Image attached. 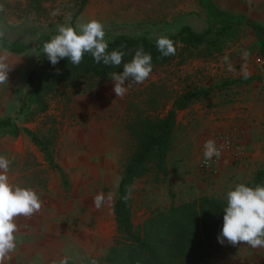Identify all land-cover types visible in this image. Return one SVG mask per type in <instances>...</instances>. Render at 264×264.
Segmentation results:
<instances>
[{
  "label": "rangeland",
  "instance_id": "obj_1",
  "mask_svg": "<svg viewBox=\"0 0 264 264\" xmlns=\"http://www.w3.org/2000/svg\"><path fill=\"white\" fill-rule=\"evenodd\" d=\"M190 4L197 5L200 12L190 14L187 10ZM261 6L264 7V0H0V38L9 45L27 48L20 55L11 53L8 59L11 71L8 82L0 84V117L11 116L22 130H29V135H22L40 143L51 157L55 154L68 157L67 148L74 144L82 149L122 142L125 147L122 154L118 151V157L122 155L119 172L123 173L139 149L144 126L164 121L174 110L175 123L163 160L153 154L147 162L148 172L133 187L134 227H141L153 214L202 198L226 204L229 190L238 184H251L264 169L250 180L237 169L240 161H227L230 170L223 172L222 168L214 180H201L195 175L201 158L198 162V149L193 148L195 140L192 141L198 130L196 119L183 117L186 123L182 121L178 129L176 119L178 112L196 105L212 108L225 99L229 90L238 88L237 63L243 51L251 54L246 62L243 60L248 71L260 70L264 75V8ZM93 19L103 25L106 42L120 37L156 40L160 36H178L176 53L168 57L151 54L153 70L149 78L142 84L132 83L123 98L115 96L114 82L109 78H99L93 84L80 79L76 87L63 88L68 81L59 79L57 72L51 77L49 72H44L46 84L61 81L54 92L44 93L43 97L28 94L27 77L42 59L36 48L38 43L46 36L58 34L60 25L78 31V25ZM185 26L195 33L206 30L209 33L202 42L194 43L187 36H179ZM240 33H244L245 43L238 38ZM113 50L120 49L108 52ZM120 51L124 52L122 64L113 71L118 74L136 50ZM225 56L234 72L227 71ZM186 96L189 98L185 107L177 109V103ZM173 100L172 109L166 113ZM128 101L129 108L122 113V105ZM112 107L115 108L110 111ZM11 141L0 140V156L8 157ZM199 181L203 182L199 184ZM119 182L117 186V181L114 185L102 178L65 179L64 245L57 250L48 248L50 262L55 259L54 264L62 260L72 264H102L117 231L114 209ZM101 192L106 197L113 193V199L96 209L93 198ZM220 232L202 237L196 246L195 262L190 264H264V248H251L244 243L232 246L227 241L221 245L217 239Z\"/></svg>",
  "mask_w": 264,
  "mask_h": 264
},
{
  "label": "crops",
  "instance_id": "obj_2",
  "mask_svg": "<svg viewBox=\"0 0 264 264\" xmlns=\"http://www.w3.org/2000/svg\"><path fill=\"white\" fill-rule=\"evenodd\" d=\"M188 8L190 14L200 12L197 5L190 4ZM262 15H264V11ZM262 15L260 20H262ZM239 37L245 43L243 40L245 38L244 33H240ZM242 64H244L243 60L239 58L237 75L240 76V81L236 83L238 88L229 90L225 99L218 101L212 108L210 107L211 109L207 108L206 105H196L186 111L178 112L175 127L176 129L180 127L183 117L188 118V120L196 119L198 130L196 137H192V141L195 140L193 148L198 149L196 150L199 153L198 162L203 150L202 139L204 135L233 128L244 131L246 133L247 155L243 161L236 165H240V168L237 169L247 174L251 180L259 171L264 169V75L260 70L252 69L249 71L248 78L244 79L241 73ZM158 80L160 81V78ZM236 91L239 93H232ZM174 101L167 107L166 113L172 109ZM122 107V113L127 112L129 101ZM114 108L112 107L110 111ZM161 109L158 111L161 112ZM6 118L13 119L11 116H6L0 117V121ZM13 121L18 126L17 132L6 137H0V140H12L8 144V157L6 158L9 161L7 173L9 183L14 187L19 186L34 190L40 197L42 207L39 212L34 213L31 217L19 216L15 218L17 225V230L14 233L15 249L8 254L3 264H54L55 259L50 262L48 248L52 246L57 250L59 247L63 248L64 245L65 179L80 178L83 181H89L92 178H102L115 185L116 181H120L122 177L121 171L119 172L122 155L119 158L118 151L122 154L125 144L113 141L104 145L94 144L82 149L74 144L73 147L67 148V150L70 149L68 157L58 156V154L51 157L48 150L40 143L33 140L29 141L22 135V133L29 135V130H22L14 119ZM183 123L185 124L186 120ZM202 133H204L203 136H200ZM80 150L84 152H80ZM230 169L231 165L227 162L222 171L227 172ZM195 173L198 176L197 166ZM201 182L203 181L198 183ZM207 184L204 183L203 185L206 186ZM116 236L117 231L114 240ZM113 243L110 244V248ZM61 252H63L62 249Z\"/></svg>",
  "mask_w": 264,
  "mask_h": 264
},
{
  "label": "trees",
  "instance_id": "obj_3",
  "mask_svg": "<svg viewBox=\"0 0 264 264\" xmlns=\"http://www.w3.org/2000/svg\"><path fill=\"white\" fill-rule=\"evenodd\" d=\"M208 33L209 30L195 33L192 28L185 26L179 36H187L189 41L200 43ZM55 35L44 37L36 46L42 54V59L38 61V67L33 69L27 77L28 94L43 97L46 96L44 93H52L58 88L61 81L46 84L44 72H49L50 77L53 76V72H57L59 79L65 78L68 81L62 85L63 88L69 86L74 88L80 79H86L87 84H93L99 78H109V73L114 71L113 66H106L102 62L96 64L88 53H85L79 66L72 65L67 59H61L55 66L51 65L43 54L42 46ZM168 38L174 42L175 46L178 36L172 35ZM107 43V51L112 49L137 50L142 45L146 53L160 54L156 48V40L147 37H120ZM0 49L16 55L23 54L27 50L26 47L12 43L9 45L1 38ZM188 98V96L183 97V100L177 103V109L184 108ZM174 123L175 111L172 110L164 121L144 126L139 149L123 170L119 182V197L114 209L117 236L113 246L104 256L102 264H190V262H195L196 246L199 241L201 242L202 237L221 231L223 208L226 204H219L207 198L153 214L139 228L133 225L132 197L127 203L123 201L126 189L130 187L133 192L136 182L148 172L147 162L153 154H156L160 161L163 160L167 140L173 131ZM17 127L13 119H2L0 137L15 134ZM256 185H264V172L260 173L251 184L245 186L255 187Z\"/></svg>",
  "mask_w": 264,
  "mask_h": 264
},
{
  "label": "clouds",
  "instance_id": "obj_4",
  "mask_svg": "<svg viewBox=\"0 0 264 264\" xmlns=\"http://www.w3.org/2000/svg\"><path fill=\"white\" fill-rule=\"evenodd\" d=\"M57 33L42 46L43 54L53 66L61 59H67L72 65L79 66L85 53L90 54L96 64L102 62L106 66L117 68L122 64L124 52L107 51L105 31L103 25L97 20L93 19L78 25V31L71 26L60 25ZM156 48L162 57L176 53L174 42L165 36L156 39ZM10 55L8 51L0 52V84L8 82V73L11 71L8 63ZM250 55V52L243 51L241 58L246 62ZM223 61L228 65L227 71H235L228 56L223 57ZM152 70L151 54L145 53L141 45L135 51L131 61L123 64L122 73H109V79L114 82L115 96L123 98L132 83L142 84L149 78ZM241 73L244 79L248 78L247 63L241 65ZM223 147L224 145H220L218 148L212 139L205 140L204 163L207 164L213 157H219ZM8 170L9 161L4 156H0V264H3L8 254L15 249L14 233L17 230L15 218L31 217L42 207L40 197L34 190L14 187L9 183ZM131 197L132 190L129 187L126 189L123 201L127 203ZM112 199L113 193L109 192L106 197L101 192L93 198V205L96 209H100L106 201ZM217 239L221 245L227 241L232 246L244 243L251 248H264V185L250 187L238 184L234 190L226 193L223 225ZM60 264H67V260L60 261Z\"/></svg>",
  "mask_w": 264,
  "mask_h": 264
},
{
  "label": "built area",
  "instance_id": "obj_5",
  "mask_svg": "<svg viewBox=\"0 0 264 264\" xmlns=\"http://www.w3.org/2000/svg\"><path fill=\"white\" fill-rule=\"evenodd\" d=\"M212 139L217 147L224 145L219 157H213L207 164L204 163L203 151L198 165L197 173L201 180L211 181L215 178L227 161L241 162L247 155L246 133L240 129L214 131L204 135L202 143L205 140ZM255 264V263H252Z\"/></svg>",
  "mask_w": 264,
  "mask_h": 264
}]
</instances>
